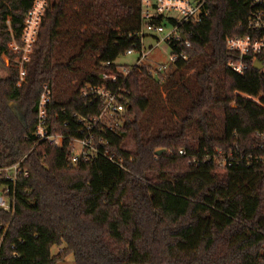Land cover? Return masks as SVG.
<instances>
[{"label":"trees","instance_id":"16d2710c","mask_svg":"<svg viewBox=\"0 0 264 264\" xmlns=\"http://www.w3.org/2000/svg\"><path fill=\"white\" fill-rule=\"evenodd\" d=\"M202 1L208 16L180 26L192 48L170 73L116 63L130 49L139 54L141 0H50L22 80L14 60L22 53L12 46H23L33 0H0V168L22 160L28 172L13 188L14 212L0 209V264H57L62 253L74 264H264V69L249 61L234 72L228 63L237 55L226 46L261 7ZM88 84L118 91L126 110L113 130L92 129L108 141L98 155L72 164L71 140L87 134L79 119L102 109L82 97ZM45 85L61 147L36 144Z\"/></svg>","mask_w":264,"mask_h":264},{"label":"built area","instance_id":"2783aa9c","mask_svg":"<svg viewBox=\"0 0 264 264\" xmlns=\"http://www.w3.org/2000/svg\"><path fill=\"white\" fill-rule=\"evenodd\" d=\"M204 1L202 0H141V17L143 20L142 29L140 31L141 45L139 48V58L136 64L142 62L147 58L150 51L159 46L161 43L168 45L170 49V61L175 63L177 60H186L188 49L192 48V43L188 35L183 33L180 26L188 24H196L208 16V12L204 8ZM252 6L261 7L253 12L244 25L245 33L227 39V49L234 55H237L235 60H230L228 65L236 73L243 74L248 68L249 61L254 65L256 62L263 64L264 69V0H252ZM49 7V0H33L32 7L28 11L24 20V29L22 33L23 46L13 45L17 52H21V58L16 61L19 66L20 78L23 80L25 75L24 62L29 60L32 47L36 42L41 23L46 10ZM163 16L166 19L171 18L173 22H166V24L153 23L154 18ZM158 34L159 38H155V44L150 50L144 47V35ZM191 35L192 33H188ZM135 52L134 49L127 51L128 55ZM168 65H162L159 70H166ZM122 73L126 75L128 70L121 69ZM82 97H92L93 100L99 101L101 104V111L98 116L86 120L81 117L80 122L85 124L87 134L85 137L71 140L72 153L69 161L72 164L80 162H87L95 158L99 149L97 144H108L103 138L95 139L92 129L99 123L105 124L109 130H113L118 122H112L113 119L120 117L126 110L124 97L118 91L114 92L106 85H86L82 92ZM254 101L259 98H252ZM50 89L47 85L44 87V92L41 94L38 103V120L34 129V136L39 142H47L50 146L61 147L64 143L65 136L62 134H53L50 132V125L48 122V105L50 103ZM111 120V121H110ZM64 125H67L65 123ZM262 140H264V131L257 133ZM184 151L180 150V154ZM22 160L11 167L0 168V175L6 179L7 184L1 186L0 189V209L5 212L13 213L15 206V188L18 179L21 176L27 177L28 172L21 167Z\"/></svg>","mask_w":264,"mask_h":264},{"label":"rangeland","instance_id":"374dc122","mask_svg":"<svg viewBox=\"0 0 264 264\" xmlns=\"http://www.w3.org/2000/svg\"><path fill=\"white\" fill-rule=\"evenodd\" d=\"M49 4H50V0H49ZM160 35L158 34H152L151 36H148L145 38L144 40V47L145 49L148 51L152 48V46L155 44V38H159ZM13 48V46H12ZM14 49V48H13ZM17 49H14V51H16ZM17 52V51H16ZM139 58V54L135 53L133 55H128L125 54L123 56H120L116 63L122 67L125 65H132L134 63H136V60ZM3 60L6 64V66L9 65L10 59L7 56L3 57ZM15 61H19L18 57H16L14 59ZM89 64V62H87ZM142 63H150L153 65V67H158L159 65H168V69L166 72H173L174 71V67H170L172 65V62L170 61V49L168 47V45H166L165 43H161L159 46L153 48L148 57L142 60ZM90 65L93 66V63L90 62ZM193 71H190V73H192ZM0 74H4V72L0 71ZM189 74V72H188ZM75 81H71V82H67V84L73 86ZM161 91H164L163 93L166 94V91L164 89V87H161ZM162 93V94H163ZM163 94V96L161 95V100L163 103H166L167 101V96ZM256 103H258V99L255 100ZM169 104V103H168ZM214 114H215V123L218 125L220 124V122H222L223 119V114L222 111L220 109H215L214 110ZM191 142L193 145H196L197 142V138L196 136H193L191 138ZM124 148L128 149V150H133L134 149V145L132 143V141L127 138L124 142ZM61 248H58L57 246L52 247L51 249V253L54 256H58L60 254ZM62 253V257L59 259V261L57 262V264H74V256L73 254H65Z\"/></svg>","mask_w":264,"mask_h":264},{"label":"water","instance_id":"95a60500","mask_svg":"<svg viewBox=\"0 0 264 264\" xmlns=\"http://www.w3.org/2000/svg\"><path fill=\"white\" fill-rule=\"evenodd\" d=\"M254 68H256V69H258V70L263 69V64H261L260 62H256V63L254 64ZM15 112H16V114H18L19 116H21L17 110H15ZM162 152H163V150H159V151L157 152V154H161Z\"/></svg>","mask_w":264,"mask_h":264}]
</instances>
